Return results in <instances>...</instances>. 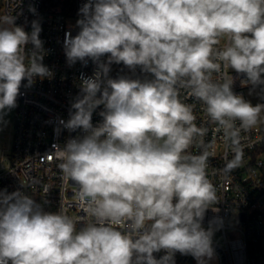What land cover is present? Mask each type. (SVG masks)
I'll return each mask as SVG.
<instances>
[{
  "label": "clouds",
  "instance_id": "obj_1",
  "mask_svg": "<svg viewBox=\"0 0 264 264\" xmlns=\"http://www.w3.org/2000/svg\"><path fill=\"white\" fill-rule=\"evenodd\" d=\"M79 15L65 56L96 69L81 77L60 121L83 135L66 141L59 167L91 219L77 228L62 208L46 211L24 191L0 190V264H175L176 253L208 264L214 228L202 222L219 202L207 172L215 138L205 143L208 129L197 126L181 91L202 104L233 154L225 152L222 171L238 168L241 132L260 122L264 103L234 93L229 71L245 76L242 86L264 85V0H87ZM16 19L0 21V120L22 86L53 75L42 62L40 23L29 33ZM113 63L152 78H111Z\"/></svg>",
  "mask_w": 264,
  "mask_h": 264
},
{
  "label": "built area",
  "instance_id": "obj_2",
  "mask_svg": "<svg viewBox=\"0 0 264 264\" xmlns=\"http://www.w3.org/2000/svg\"><path fill=\"white\" fill-rule=\"evenodd\" d=\"M85 2L87 0H72L73 13L66 15L45 11L44 0H3L0 4V21L5 16H17L16 25L23 26L29 33L33 20L40 23V39L45 52L42 62L53 73L51 78H36L31 87L22 86L20 89L10 146L0 155V190L6 189L9 193L24 191L46 211L62 208L78 221L77 228L91 218L78 198L77 187L70 180L63 179L59 167L62 162L60 149L69 138L83 133L81 130L69 132L60 121L69 118L71 103L80 94L81 77L92 76L96 69L90 60L86 66L81 62L69 65L64 52L65 34L71 32L75 36L79 32L76 22L81 18L79 9ZM30 6L35 13L29 11ZM225 43L226 40H222L219 46ZM110 67L111 78L121 75L134 79L152 78L139 67L135 72L123 64L113 63ZM229 75L234 77V93L243 95L246 89L252 88L251 85L242 86L244 75L234 70H230ZM23 84L26 85L27 81ZM256 89L260 102L264 103V85ZM181 99L192 105L197 126L208 129L205 143H211L215 138L214 151L209 149L213 154L207 172L216 187L219 202L206 211L202 226L207 229L212 221L214 233L219 235L220 240L213 243L216 264H264V114L262 128L241 132L243 162L225 173L222 171L226 162L224 154L228 152V159H232L233 154L226 149L222 133L214 132L216 126L209 121L199 101L183 90ZM102 110L103 106H100L93 113V125L102 121L99 115ZM189 151L199 154L201 149L193 146ZM163 255V250L154 253L157 259ZM174 259L175 264L195 262L191 255L179 253Z\"/></svg>",
  "mask_w": 264,
  "mask_h": 264
},
{
  "label": "rangeland",
  "instance_id": "obj_3",
  "mask_svg": "<svg viewBox=\"0 0 264 264\" xmlns=\"http://www.w3.org/2000/svg\"><path fill=\"white\" fill-rule=\"evenodd\" d=\"M3 2V0H0V4ZM243 97L251 102L253 105H256L260 102L259 92L258 90L249 88L246 89L243 93ZM15 114H16V107L12 109L10 112H7L5 115H3L2 120H0V155L1 151L8 149L10 146V139L12 136V130L15 120ZM263 126V119L261 117L260 122L255 126L262 128ZM220 240L218 233H214L213 235V243H216ZM194 264H197V261L195 260ZM208 264H216V257L208 262Z\"/></svg>",
  "mask_w": 264,
  "mask_h": 264
},
{
  "label": "trees",
  "instance_id": "obj_4",
  "mask_svg": "<svg viewBox=\"0 0 264 264\" xmlns=\"http://www.w3.org/2000/svg\"><path fill=\"white\" fill-rule=\"evenodd\" d=\"M43 8L48 12H58L62 14H72V0H44Z\"/></svg>",
  "mask_w": 264,
  "mask_h": 264
}]
</instances>
